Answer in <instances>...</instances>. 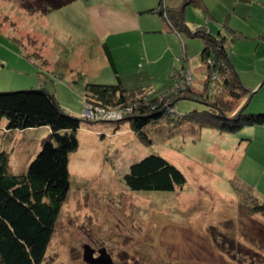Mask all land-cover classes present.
I'll list each match as a JSON object with an SVG mask.
<instances>
[{
  "label": "rangeland",
  "instance_id": "rangeland-1",
  "mask_svg": "<svg viewBox=\"0 0 264 264\" xmlns=\"http://www.w3.org/2000/svg\"><path fill=\"white\" fill-rule=\"evenodd\" d=\"M162 1L172 7L182 3ZM205 1L212 16L190 4L185 19L187 25L205 23L208 30L223 36L238 78L234 86L246 93L238 101L231 100L234 109L228 117L236 118L242 110L264 111V0ZM16 2L0 0V90L31 89L41 80L65 112L82 120L80 148L71 155V190L42 264H94L86 260L91 248L93 259L107 254L112 264H264V211L253 210L264 203L262 125L227 132L178 118L156 127L158 133H153L154 123L147 127L145 136H158L147 144L133 130L131 117L137 109L133 105L106 108L84 98L89 79L116 80L102 46L107 41L99 36L88 7L135 14L153 0H77L43 18ZM151 17H140L144 27L153 25V20H147ZM129 31L120 34L121 39L119 34L110 38L117 46L114 54L126 87L150 85L151 96L164 100L168 86L177 90L189 84L208 91L204 83L212 79L217 81L212 96L232 97L230 88L221 83L219 70H226L222 60L212 64L202 59L203 35L181 31L173 36L171 31L163 37L155 32L140 36L137 30ZM28 54L51 59L46 66L37 62L52 71H44L47 79L40 78L41 70ZM196 55L202 81L189 67ZM159 56L163 59L153 62ZM183 78L187 81L180 86ZM139 97L136 107L145 94ZM170 97L167 107L173 106ZM175 108L184 114L206 106L188 98L178 100ZM4 121L0 122V148L12 149L11 170L24 172L48 131L43 127L7 131ZM151 153L176 164L187 177L186 185L174 191H131L124 173L132 162Z\"/></svg>",
  "mask_w": 264,
  "mask_h": 264
},
{
  "label": "trees",
  "instance_id": "trees-1",
  "mask_svg": "<svg viewBox=\"0 0 264 264\" xmlns=\"http://www.w3.org/2000/svg\"><path fill=\"white\" fill-rule=\"evenodd\" d=\"M75 1L77 0H17L16 3L29 13L46 15ZM189 4L202 7L204 3L203 0H183L181 5L175 8L160 0L159 6L149 8L148 11L159 13L176 33L187 31L191 35H203L206 40L201 54L202 59H208L212 64L214 62L218 64L216 60H222L221 67L223 66L227 72L219 70L223 75L221 83L224 87L230 88L233 98L227 97L228 100L221 95L212 96L216 90L214 83L217 82L212 79L204 83V88L208 90H205L206 92L199 91L189 84H185L188 87L180 85L177 90L168 86L170 91L166 90L168 94L164 100L151 96L154 89L150 85L128 88L118 73L112 53L106 44L103 47L116 80L106 83L99 79H89L85 85L84 98L93 99L100 106L121 110L129 109L131 105L137 108L131 117L133 130L139 133L140 138L147 141V144H152L151 141L158 137L147 135L149 137L147 138L145 136L147 127L154 123L153 133H158L156 127L167 123L166 120L171 122L178 118L179 121L183 119L195 122L200 127L219 126L222 131L227 132L238 131L244 126H264V111L248 113L242 110L236 118L228 117V112L234 109L231 100L238 101L246 93L234 86L235 79L238 78L222 43L223 36L208 30L205 23L194 26L186 24L184 11ZM28 58L33 60L37 67H39L37 62L46 66L48 61H51L43 54L34 56L28 54ZM39 69L41 79L46 77L44 71L52 73L49 68L43 70L44 68L40 66ZM177 71L175 70L174 74ZM215 74L218 75V71ZM38 83L31 86V89L19 86L18 89L0 90V122L6 120L3 126L7 131H25L42 127L48 131L42 139L40 150L24 172L12 171L10 162L13 150L0 148V264L44 262L56 224L71 190V155L80 148L78 130L82 120L65 112L45 83L41 80ZM188 88L190 90L186 94ZM151 89L153 91L148 93ZM146 91L147 93H144ZM141 94H145V99L143 97L139 99V105L136 107L134 102ZM169 96L174 97L173 101H170L173 102L171 107L166 106L171 100ZM188 98L202 103L206 109L178 114L176 102ZM145 103L146 105H143ZM123 180L128 188L135 192L174 191L187 183L184 172L170 159L157 153L148 154L132 162L124 173ZM253 210L264 211V203L255 205Z\"/></svg>",
  "mask_w": 264,
  "mask_h": 264
},
{
  "label": "crops",
  "instance_id": "crops-1",
  "mask_svg": "<svg viewBox=\"0 0 264 264\" xmlns=\"http://www.w3.org/2000/svg\"><path fill=\"white\" fill-rule=\"evenodd\" d=\"M158 1L159 2H157V0H153L152 4H150V5L148 4V6H144L143 8H141L139 10H135L134 11L135 14H128V13H126V14L118 13L117 14V13L113 12V10H111V9H108V11H106V9L101 7V6H99V7L94 6V7H90V8L88 7L89 12H90V16L93 18V21H94V24H95V27H96V30H97L99 36L105 38L107 41V42H103L102 46H104V44H106L109 47V49L112 53L113 59L116 63L117 71L120 75H121L120 68H118L116 58H115V54H114L115 48H117V46L116 45L113 46V44L110 43V38H116L115 35L119 34L118 39H121L120 34H123V33L128 34L130 32L129 30H132V29L137 30L138 35H140V36H142L141 35L142 32L143 33H150V34L155 32V33H158L162 37L164 36L163 34H165L167 32L172 31L174 34L176 33L169 26L167 20H165V18H163L159 13L148 11L149 8L159 6L160 0H158ZM164 3L167 4V2H165V1H164ZM203 3H204L203 6L199 7V9H201L205 14H207V12H209L210 16H212L213 12L208 8V3L205 0H203ZM178 7H175V8H178ZM144 15L152 16L151 17L152 19H147V20H153V25L149 26L148 28L144 27L143 23H142L143 21L140 20V17L142 18ZM184 16H185V13H184ZM40 17L43 18L44 15L40 14ZM139 31H141V32L139 33ZM169 34L176 36V34L175 35L172 33H169ZM176 39H178V37L177 38L175 37V40ZM169 47H171V45ZM103 49H104V47H103ZM104 52H105V50H104ZM167 53L168 52L166 51L163 58L166 57ZM105 54H106V52H105ZM163 58H162V56H159L158 58L154 59L153 62H159ZM198 58L199 57H197V55H196L193 59H191L190 63H189V67H190V65H192L196 69L195 70L196 75L199 78H201L203 75V70L199 66L200 63H199ZM192 60H193V62H192ZM121 77H122V75H121ZM200 80L202 81L203 78H201ZM198 82L196 84H197V86H199V88H201L202 82H199V83ZM262 127H264V126H262Z\"/></svg>",
  "mask_w": 264,
  "mask_h": 264
},
{
  "label": "water",
  "instance_id": "water-1",
  "mask_svg": "<svg viewBox=\"0 0 264 264\" xmlns=\"http://www.w3.org/2000/svg\"><path fill=\"white\" fill-rule=\"evenodd\" d=\"M92 250V248H91ZM91 250H88L86 252V260L89 261V262H92L94 264H112V260H111V257L110 255L108 256L107 254L105 255H102L98 258H92L91 255H93V251ZM103 253H105V249L103 250Z\"/></svg>",
  "mask_w": 264,
  "mask_h": 264
},
{
  "label": "built area",
  "instance_id": "built-area-1",
  "mask_svg": "<svg viewBox=\"0 0 264 264\" xmlns=\"http://www.w3.org/2000/svg\"><path fill=\"white\" fill-rule=\"evenodd\" d=\"M184 79L185 78L182 79L183 81L181 80L180 85H182L183 82H186L187 81V79H185V80Z\"/></svg>",
  "mask_w": 264,
  "mask_h": 264
}]
</instances>
